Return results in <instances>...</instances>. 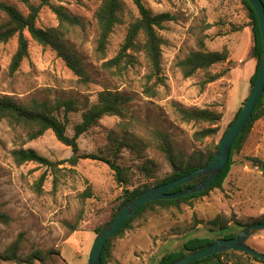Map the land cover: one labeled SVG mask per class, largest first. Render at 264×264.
Returning <instances> with one entry per match:
<instances>
[{
  "label": "rangeland",
  "instance_id": "rangeland-1",
  "mask_svg": "<svg viewBox=\"0 0 264 264\" xmlns=\"http://www.w3.org/2000/svg\"><path fill=\"white\" fill-rule=\"evenodd\" d=\"M0 1L26 14L19 0ZM102 1L52 0L54 5L62 6L81 22L80 27L69 30L66 41L82 59L90 77L89 84H82L55 51L39 46L26 34L28 58L13 75L8 69L16 51V38L0 47V96L22 103L34 99L50 105L58 100H76L78 111L67 116L66 134L72 137L74 126L81 122L82 113L96 101L100 91L119 92L131 98L126 107L124 128L143 139L152 131L164 132L170 135L173 147L186 154L202 146L193 139L197 126L182 121L177 109H210L222 114L214 139L218 143L250 93L249 78L255 68V61L248 57L250 20L242 0H142L153 14L168 13L174 17L157 30L164 41L163 84L155 87L154 96L143 91L147 61L142 53L135 54V65L120 77H112L101 69L104 60L96 50L98 26L94 14ZM123 1L127 10L137 17L132 0ZM3 20L0 16V23ZM57 25L55 15L43 8L37 28L46 30ZM125 29L126 25L115 27L105 61L117 54ZM201 40L210 52L227 48L228 62L216 71L231 69L224 78L204 88L200 85L201 74L185 79L178 68L181 60L198 49ZM120 122L116 117H104L96 127L79 137V154L104 158L108 134L123 135L117 127ZM21 148L32 149L52 163L67 160L72 152L61 145L51 131L28 142L22 131H13L5 122L0 124V211L11 218L8 225L0 224V252L21 236V258L35 251L47 254L45 262L34 261L33 264H68L67 260L72 264H87L96 238L95 230H101L111 220L121 202L122 190L154 187L171 172L155 147L142 153L123 149L115 157L116 165L126 171L130 180L127 186L119 185L109 166L94 158L80 160L75 167L60 164L54 172L36 163L18 166L12 153ZM251 158L264 162V118L254 124L241 151L233 155L232 168L220 189L194 200L191 207L161 209L155 206L145 210L129 229L112 240L107 264H156L164 254L179 251L189 238L222 239L223 234H218L216 229L210 231L208 225L216 217L223 219L227 226H233L235 221L251 225L264 218V171L255 166ZM147 161L158 167L154 174L144 171ZM43 174L45 180L37 191L36 183ZM85 192L91 197L84 198ZM247 245L264 254V231L252 234Z\"/></svg>",
  "mask_w": 264,
  "mask_h": 264
},
{
  "label": "trees",
  "instance_id": "trees-1",
  "mask_svg": "<svg viewBox=\"0 0 264 264\" xmlns=\"http://www.w3.org/2000/svg\"><path fill=\"white\" fill-rule=\"evenodd\" d=\"M26 9V14L20 12L15 6L0 1V16L4 20L0 23V47L16 38V51L14 52L10 65L9 74H15L21 63L28 58L29 41L26 37L28 34L33 42L45 48L49 47L55 51L57 56L64 62L65 66L78 78V80L87 85L90 83V77L82 59H80L71 48L67 46L66 36L73 27H80L81 22L77 17L71 16L62 6L52 3V0H39L38 3H31L29 0H19ZM264 5V0H261ZM138 16L135 17L127 10L123 0H104L96 10L94 17L98 26L97 52L103 58L101 69L112 77H120L136 63V53H142L147 61V73L145 75L144 92L149 96H154L155 87L163 84L161 55L164 41L158 36L157 30L162 29L166 22H171L174 17L168 13L153 14L145 7L142 0H132ZM245 6L248 18L250 20L251 47L248 53L250 60L255 61L254 72L249 78L250 91L256 81L262 56V42L259 30V24L254 10L247 0H242ZM43 8H48L56 17L58 25L46 30L37 28L36 23L39 14ZM118 25H126L125 36L117 54L105 61L106 49L109 38ZM207 28H210L207 27ZM203 40L198 42V49L190 52L183 60L178 63V68L185 79L196 77L201 74V87L215 83L224 78L230 71L225 68L216 71L217 67L223 66L228 62L229 52L223 48L221 52H210L206 50ZM131 98L119 92L108 90L100 91L96 96V101L81 115V122L74 126L72 137L67 136L68 114L78 111L76 100H58L54 105L30 100L22 103L9 96H0V124L5 122L13 131H22L25 134L26 141H34L42 137L46 132L51 131L55 139L63 146L71 149L72 155L61 163H52L46 158L41 157L32 149H19L12 153L16 165L21 166L25 163H36L46 167L51 172L58 170V165L68 163L75 167L80 160L94 158L104 162L115 174L116 182L121 185H129L130 180L124 169L116 165L115 157L123 149L133 150L142 153L144 150L155 147L162 155L171 168L170 174L154 184V187L163 185L183 177L197 169L205 167L214 154L216 153L218 143L214 139L219 131V124L222 114L210 109H184L178 108L177 113L180 119L186 123H192L197 126L193 134V139L201 145L200 149L186 154L183 151L176 150L171 141L170 135L161 131H152L146 139L138 137L133 131L124 128L123 121L126 117V107ZM246 101V100H245ZM243 106V105H242ZM242 108V107H241ZM241 108L236 113L233 121L236 119ZM62 115V119L60 116ZM104 117H116L121 119L117 127L123 132L120 137H114V132L108 134V144L106 156L104 158L86 157L79 154L78 139L81 135L86 134L91 128L96 127ZM264 118V93L258 101L255 110L248 121L247 125L233 143L227 165L211 184L203 192L195 193L187 197L176 200H158L143 205L136 215L129 219L119 229L115 235L109 238L101 253V264H107L111 254V242L113 239L121 236L131 223L142 213L152 207L161 209L176 208L180 205L191 207L193 201L209 194L214 189H220L233 165V155L239 153L248 138L254 124ZM233 121L228 125L231 126ZM226 129V131H227ZM225 131V132H226ZM224 132V133H225ZM224 135V134H223ZM222 138V137H221ZM251 162L264 169V162L258 158H251ZM144 168L146 173L154 174L158 167L152 161L146 162ZM205 178H200L188 185H184L170 191V193L181 191L200 183ZM45 180V175H41L36 183L37 191H40ZM144 186L141 189L122 190L121 202L112 214L111 220L124 206L134 200L141 192L149 189ZM152 188V187H151ZM89 192L84 193V198H90ZM11 218L4 212L0 211V224L8 225ZM253 224H264V218ZM210 231L216 229L218 234H223L222 239L235 238L240 231L250 225H243L235 221L233 226L227 224L220 217L208 222ZM104 228V227H103ZM102 228V229H103ZM95 230L96 235L101 231ZM217 240V239H216ZM216 240L209 238H189L177 252L164 254L156 264H171L175 260L184 257L190 253L203 250L213 244ZM21 249V236L15 239L4 251L0 252V262H15L24 264H33L34 261L41 263L47 259V254L35 251L25 258L19 255ZM264 264L263 261L254 258L251 255L238 252L227 251L215 254L204 259H200L190 264Z\"/></svg>",
  "mask_w": 264,
  "mask_h": 264
},
{
  "label": "water",
  "instance_id": "water-1",
  "mask_svg": "<svg viewBox=\"0 0 264 264\" xmlns=\"http://www.w3.org/2000/svg\"><path fill=\"white\" fill-rule=\"evenodd\" d=\"M247 1L254 10L259 24L262 42L260 69L256 81L240 112L220 139L216 153L205 167L197 169L169 183L149 188L141 192L132 202L120 209L113 220L105 226L98 235H96L95 241L89 253L87 264H101V253L109 238L115 235L129 219L133 218L143 205L158 200H176L195 193L203 192L211 186L227 165L233 143L247 125L258 101L264 93V5L261 0ZM200 178L205 179L194 186L170 193V191H173L178 187L188 185ZM258 231H264V224H251L241 230L237 237L230 239H217L213 244L207 246L203 250L190 253L175 260L171 264H190L200 259L227 251L242 252L264 262V254L247 245V240L252 234Z\"/></svg>",
  "mask_w": 264,
  "mask_h": 264
},
{
  "label": "crops",
  "instance_id": "crops-1",
  "mask_svg": "<svg viewBox=\"0 0 264 264\" xmlns=\"http://www.w3.org/2000/svg\"><path fill=\"white\" fill-rule=\"evenodd\" d=\"M68 264H72L69 260H67Z\"/></svg>",
  "mask_w": 264,
  "mask_h": 264
}]
</instances>
